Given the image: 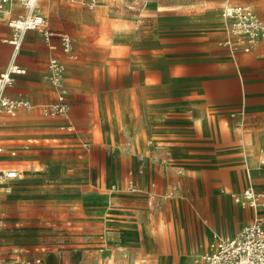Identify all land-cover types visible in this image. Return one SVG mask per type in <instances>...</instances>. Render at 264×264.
I'll return each instance as SVG.
<instances>
[{"label":"crops","instance_id":"0c3cea01","mask_svg":"<svg viewBox=\"0 0 264 264\" xmlns=\"http://www.w3.org/2000/svg\"><path fill=\"white\" fill-rule=\"evenodd\" d=\"M50 2L56 9L54 14L56 19H52L51 24L47 16L41 14L45 10L43 6L37 8V11L47 19L49 28L54 33L64 34L54 30L58 26L56 20L60 18L59 1ZM9 3H12L11 6L6 3L0 10V73L11 62L21 67L24 73L15 77L13 85L5 94L10 98L27 99L35 109L29 112L18 110L12 115L5 113L0 115V144L5 150L0 154V168H16L20 172L18 179L8 183L7 193L0 191V212L5 209L4 203L9 198L11 188H16L14 183L22 180L25 174L36 180L48 175L51 169H56L58 174L75 169L77 165L75 162L52 164L53 166L49 162L43 163L41 155L34 153L37 151L39 139L47 135L54 137L57 129L66 130L69 134L76 133L74 138H80L81 141L70 155L87 156L93 146L88 137H91L94 129L90 113L75 115L76 111L72 110L73 106L69 101L66 76L80 61L74 43L76 60H70L62 53L57 36L46 41L38 32H26L20 50L13 58V49L8 43L11 30L7 23L10 19L23 15L25 10L23 14L18 15L19 11L12 7L18 2ZM77 3L88 5L90 2ZM224 6L214 15L222 19L225 29V22L221 16ZM187 7L188 5L163 7L167 12L182 11L168 20V23L180 32L179 44L163 54H137L134 58L136 67L133 69L134 80L131 86V115L128 116L126 111L129 109L122 106L127 117L123 118L122 123L117 122L115 131L108 130L109 146L114 147L115 153L114 167L118 157L116 141L120 138L124 146L130 145L132 158H136L139 163L134 172L133 186L135 188L138 186L137 191L133 193L135 195H122L118 198L121 200L117 201L113 196L102 193L100 188H93L88 183L79 186L80 194L77 195L75 191L73 193V186L69 188L66 186L68 190H72V193L68 191L69 195L66 197L73 196V205L77 202L82 213L74 210V207L71 212L66 213V219L70 220L67 227L60 232L63 235L58 238L61 239L56 241L58 247L55 251L56 260L43 255L41 259L43 264H100L92 257V254L98 253L97 250L88 246L92 243L97 244L92 238L106 234L112 236L111 232L116 233L117 245L132 253L130 264H191L196 253L204 250V239L210 240V235L216 237L214 224L207 226V220L213 219L214 216L220 217L218 205H214L215 198L223 189L219 185L226 183L232 189L230 173H234L239 179V167L245 168L246 165L250 167L253 161H256L258 168L264 167V40L257 42L248 53L232 54L218 43L224 34V31H220L223 27L215 24L208 16L187 11ZM217 33L222 35L215 42L214 35ZM50 58H57L64 65V86L70 105L66 119L45 117L40 111L41 106L52 104L56 100V90L47 81V64ZM127 85L128 83L125 86ZM99 98L105 104L109 100L108 97L103 98L100 95L94 99L92 110L95 117H97L95 105ZM113 102L118 111L119 103L122 102L115 99ZM72 111L74 117L71 116ZM68 126H72V131L66 129ZM96 126L99 128L98 121ZM122 130L124 132H121ZM101 140L102 146L106 147L104 165L107 172L108 144L102 137ZM84 142L89 143L88 149L82 148ZM139 142L145 144L146 159L140 154ZM10 151L16 152L14 157L9 155ZM259 154L261 156L256 159ZM228 163L235 167L228 171L225 182L219 175L206 174L208 171L215 172L218 167ZM172 169L190 178L193 183L194 195L186 199L188 218L185 222L191 236L194 229L197 235L203 236L197 246L187 240L177 243L178 229L175 226L174 215L176 216L180 209L175 204L164 209V212L166 210L169 212L168 225L158 224L149 229L148 224L158 220L156 211L152 213L150 211L156 183L150 184L148 196L142 195L144 198H138V192H143L150 172L161 173ZM255 170L258 171L251 177L264 175V171L261 173L259 169ZM139 173L141 175L137 182L135 175ZM197 178L201 181L202 194L198 191ZM42 181L45 179L32 186L24 184L21 187L17 186L20 196L16 197V200L41 202L45 194L51 193L50 188L44 189L45 187L39 185ZM244 188L233 190L230 194L221 192L231 200L232 194L239 193ZM255 190L264 192V187ZM170 197L171 195L166 198ZM232 204L241 212L238 219L226 224L228 232L224 235H221L224 223L220 219L223 227L222 229L217 227V235L224 238L232 237L239 228L253 220L252 211L239 208L240 206L233 202ZM87 211L96 212L92 214L86 213ZM122 211L135 214L136 221L132 222L126 215L120 214ZM152 216L153 218H150ZM84 223H91V226H84ZM143 230L147 232L150 250L145 244ZM122 232L127 233L124 238L121 237ZM74 246L83 248L78 250L79 248ZM0 251L4 252L1 249ZM31 255L34 257L31 262H40L35 259L38 254Z\"/></svg>","mask_w":264,"mask_h":264},{"label":"rangeland","instance_id":"374dc122","mask_svg":"<svg viewBox=\"0 0 264 264\" xmlns=\"http://www.w3.org/2000/svg\"><path fill=\"white\" fill-rule=\"evenodd\" d=\"M50 1L38 0L37 8L44 7L45 10L41 14L47 16L51 24L52 19L55 18L56 9ZM58 1L60 18L56 20L58 26L54 30L67 34L72 39L75 49L80 55L79 64L70 69L66 76L69 101L73 106L72 110L76 111L74 112L75 115L89 112L93 117L92 125H94V129L91 137H88L93 146L87 156L74 157L70 153L74 151L75 146H79L81 141L80 138H74L76 133L69 134L66 130L57 129V134L54 137L47 135L45 138L39 139L37 151L34 153L41 155L40 159L43 160V163L49 162L53 166L52 164L75 162L77 165L75 169L70 170L71 172L64 173L63 171L62 174H58L56 169H51L48 175L36 180L27 177L28 175L25 174L22 180L14 183L15 186L20 185V187L23 186L22 184L32 186L45 179L39 185L45 187L44 189L50 188L51 193L45 194L41 202H30L16 200V197L19 198L20 196L19 188H11L9 198L4 203L6 205L5 209L0 212V249L4 251L7 264H43L41 260L43 255L46 258L50 257L56 260L55 251L58 250L56 241L61 239L58 238L63 235L60 232L67 227V222L70 220L69 218L66 219V213L71 212L73 207L74 210L82 213L77 202L73 205V196L66 197L69 192L72 193V190L67 188L73 186V193L75 191L77 195L80 194L79 186L82 183H88L93 188H100L102 193L113 196V199H117V201L121 200L118 198L122 195H135L134 192H131L130 186L134 184V172L139 163L136 158H132L133 152L130 150V145L126 144L124 146L120 138L117 140L118 142L116 141L118 157L114 167L115 153L114 147L109 146L108 130L115 131L117 122L122 123L127 114L128 116L131 115V86L134 80L133 69L136 67L134 58L137 54H163L179 44L180 32L176 27H172L168 20L181 14L182 11L167 12L164 11L166 10L163 8L164 6L188 5L187 11L190 10L192 13L197 12L208 16L221 28L223 27V21L215 17L214 13L218 12L225 4L249 5L264 20V0H94L92 9H89L87 4L77 3L81 1L84 3L91 2L92 0ZM7 4L12 3L8 2ZM12 7L14 10L19 11L18 15L24 13L25 9L21 4L16 3ZM220 31H224V27ZM221 35V33L215 34L213 41L216 42ZM127 83L128 85L125 86ZM98 95L103 98L108 97L109 100L107 104L101 98L97 100L95 105L97 120V117L93 115L92 103ZM112 99L122 102V104L119 103L118 111ZM122 106L129 109L126 111L127 114ZM75 115L72 111L71 116L74 117ZM97 121L99 128L96 126ZM101 137L108 144L106 153L107 172L104 165L106 147L102 146ZM54 139L56 141H53ZM139 145L141 148L140 154L146 159L145 144L139 142ZM259 156L261 155H257L256 159ZM30 158L39 159V157ZM254 162L256 163V161ZM256 166V164H252L250 167L248 165L245 168L243 166L239 167V179L231 172L229 180L233 189H230L226 183L219 185L223 189L219 191V195L215 198L214 205H218V208H216L219 210L220 217L217 216L216 218L214 216L213 219L209 218L207 220V226L214 224L216 237H214L211 244L209 243L212 235H210V240L204 239L203 246L205 248L203 247L204 250L201 253H196V258H201L205 252L209 251L211 245L217 239L224 238L217 235V227H221L220 229L223 227L222 221L224 229L221 230V235H224L225 232H228V225L226 224H230L240 216L241 210L234 206L224 193L228 192L230 194L233 190L242 187H252L254 189L264 187V175L251 177L258 170L248 171ZM234 167L233 164L228 163L218 167L215 172L208 171L206 174L208 176L212 174L219 175L225 182L228 171ZM259 171L262 173L264 167H261ZM180 174L174 169L161 173L150 172L143 192H138V198H144L141 197L142 195L148 196L147 190L150 184L152 182L156 183V192L152 196L153 199H151L150 211L151 213L156 211L158 220L151 221L148 224L149 229L158 224L168 225L170 216L167 210L164 212V209H168L175 204L180 209V212L176 216L174 215L175 226L178 229L177 243L187 240L191 241L192 245L197 246L203 236L197 235L195 229L193 230V236H191L185 222V219L188 218L186 199H190L194 195V187L190 178ZM140 175V173L135 175L137 182ZM114 183L118 185L116 190L112 191L110 187ZM197 185L199 194H202L199 178H197ZM169 195L171 197L166 198ZM95 212L87 211L86 213L93 214ZM120 214L126 215L132 222L136 221L135 214L132 212L122 211ZM150 218H153V216ZM192 224L194 226L193 222ZM83 225L91 226V223H84ZM111 233H113L112 236L106 234L102 237L92 238L97 244L92 243L88 247L95 248L98 252L92 254L93 260H98L100 264H130L132 253L128 249L119 247L116 242V233ZM126 234L122 232L121 237L124 238ZM143 237L147 249L150 250L146 230H143ZM74 247L79 248L78 250L83 248V246ZM32 253L38 254L35 259L40 260L39 263H36V261L31 262V259H34Z\"/></svg>","mask_w":264,"mask_h":264},{"label":"built area","instance_id":"2783aa9c","mask_svg":"<svg viewBox=\"0 0 264 264\" xmlns=\"http://www.w3.org/2000/svg\"><path fill=\"white\" fill-rule=\"evenodd\" d=\"M8 2H18L25 9V14L7 23L11 30L8 43L11 45L15 58L20 50L24 34L34 31L42 34L46 41L53 36L59 39V47L70 60H76L73 42L66 34L54 33L48 25L45 17L37 11L38 0H0V10ZM87 7L92 9L94 2ZM221 16L225 22L223 37L219 45L230 53H248L259 41L264 40V21L247 5L227 4L224 6ZM47 81L56 90V100L49 105L41 106V114L49 118H68L70 105L67 101V90L64 86V65L57 58H50L47 64ZM24 73V70L14 62H11L0 73V115L14 114L18 110L32 111L35 106L24 98H10L5 91L10 88L15 77ZM233 117V114L231 115ZM72 131V126L66 128ZM89 143H82V148L88 149ZM5 150L0 144V154ZM15 151L9 155L14 157ZM20 177L16 168H0V191L7 193L8 183ZM112 191L116 186L111 187ZM131 192H136L134 186H130ZM231 200L242 209L252 211L253 220L239 228L230 238L217 239L210 250L201 258H193L191 264H264V192L252 187H245L241 192L232 194ZM4 254L0 251V264H7Z\"/></svg>","mask_w":264,"mask_h":264},{"label":"bare ground","instance_id":"6f19581e","mask_svg":"<svg viewBox=\"0 0 264 264\" xmlns=\"http://www.w3.org/2000/svg\"><path fill=\"white\" fill-rule=\"evenodd\" d=\"M174 9H175V8H174ZM25 12H26V11H25ZM24 14H25V13H24ZM24 14H23V15H24ZM210 15H211V14H210ZM21 16H22V15H21ZM220 23H221V22H220ZM28 32H29V31H28ZM249 161H251V162H252V159H251V158H249ZM252 164H255V162L253 161V162H252ZM250 169H251V168H250ZM255 169H260V168H258V166H256V167H254V168H253V170H255ZM24 182H25V181H24ZM24 182H23V183H24ZM230 183H231V182H230ZM237 183H238V182H237ZM16 187H17V186H16ZM232 189H233V188H232ZM229 196H230V195H229ZM216 204H217V203H216ZM238 207H239V206H238ZM239 208H241V207H239ZM213 239H214V236L212 235V238H211V241H210V243H209V244H211V243H212ZM214 243H215V242H214ZM214 243H213V244H214ZM213 244H212V245H213ZM212 245H211V246H212Z\"/></svg>","mask_w":264,"mask_h":264}]
</instances>
